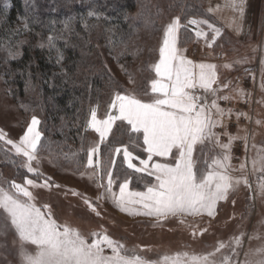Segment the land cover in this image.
I'll return each mask as SVG.
<instances>
[{"label":"rangeland","instance_id":"obj_1","mask_svg":"<svg viewBox=\"0 0 264 264\" xmlns=\"http://www.w3.org/2000/svg\"><path fill=\"white\" fill-rule=\"evenodd\" d=\"M228 3L229 0H136V8L129 14L131 33H126L121 39L109 37L113 31L105 29L99 22L83 23L82 27L91 30L95 33V38L97 37L94 43L97 53L95 50L94 54L86 56L99 62L101 68L107 72L109 82L105 91L100 93L101 96L82 104L79 111L81 117L75 123L71 119L67 120L65 116L56 122L45 111L32 109L26 104L28 100L19 102L13 99L9 87L0 77V129L7 133L8 138L19 141L35 116L40 121L37 130L42 135L38 144V160L33 161V166L44 176L51 177L52 182L61 185L51 191L31 189L37 197L38 207L43 204L51 205L53 218L60 224L67 222L71 227L78 228L88 238L89 243L93 239L89 233L100 230L102 226L107 229L112 239L120 241L128 249L135 248L140 255L150 260H158L164 254L184 251L211 252L218 241L228 245L221 250V254L231 255L234 245L229 244L230 238L245 233L242 247L237 249L242 262L244 253L249 248L255 249L264 243V195L258 187L264 182V171H260L259 162V157L264 155V0H246L245 8L248 10L244 11L242 17L228 7ZM210 8L214 11L209 12ZM176 17H180L182 25H187L190 19L208 20L221 30V35L215 37L213 43L214 33L207 25H200L199 29L195 25H187L178 33L177 47L185 50L184 55L196 63L217 65L218 80L213 85L214 88L231 82L216 95L232 97L229 100L219 99L217 103L221 108L232 109L233 114L223 118L226 127H217L214 131H227L241 137L247 135V147L242 139L233 142L231 167L228 171L233 177H246L251 187L240 185L230 194L227 202H221L218 205V215L211 220V227H208L207 216L186 217L192 225L191 228L172 218L162 222L161 226L154 227L155 218L129 216L119 211L107 198L98 202L101 217H96L89 212L83 200L70 191L75 190L93 201L103 192L102 188L96 187L93 180H89L86 175L83 178L80 175L81 172L91 171L86 168L84 149L92 141L99 139V134L87 127L90 120L89 109L98 106L97 117L104 119L106 112H114L108 106L114 99L115 92L133 93L138 98L149 99L144 92L150 93V81L155 78L151 66L159 60L158 50L162 45L164 28ZM200 29L207 33V37H196L195 31ZM18 48L19 46L12 44L6 51L11 53L10 56H15L19 54ZM194 49L198 52L193 53ZM121 65L133 74L135 83L130 82ZM224 65L231 67L226 68ZM237 89H243L245 95L241 97ZM195 93L206 95L209 104L216 98L202 89L195 90ZM239 112L247 113V117L241 116L237 120L236 113ZM213 118H216L215 114ZM256 121L261 123L257 124ZM126 128V122L122 125V122L116 121L108 141L113 142L116 147L121 146V141L128 145L129 135L135 134L125 132ZM220 139L222 143L228 142L227 136L221 135ZM10 148L9 145L0 151V185L4 187H7L5 182L9 181L22 183L25 175L33 178L32 174L20 166L25 158L16 155L14 150L8 151ZM104 148L105 145L102 144V166H106L108 159ZM203 148L204 156H200L199 146L195 155L209 161L224 151L208 141ZM129 150H132L131 147ZM138 152L139 150L135 151L134 155ZM145 155L141 153L142 158ZM95 159L94 157V162ZM253 160H257L255 171ZM116 162V168H119V156L116 157ZM241 164L245 165L243 170H240ZM198 166L203 167L202 164ZM116 168L113 169L114 176ZM153 179L148 177L139 184L133 179L130 190L145 191L144 183ZM3 222L0 219V224ZM197 224L199 229L208 227V230L203 235L193 237L191 232L197 228ZM254 233L262 239H252ZM18 247L19 240L14 229L7 232L0 230V264H18ZM105 254L110 255L111 250L106 249ZM221 254H217L218 257Z\"/></svg>","mask_w":264,"mask_h":264},{"label":"snow or ice","instance_id":"obj_2","mask_svg":"<svg viewBox=\"0 0 264 264\" xmlns=\"http://www.w3.org/2000/svg\"><path fill=\"white\" fill-rule=\"evenodd\" d=\"M245 4L246 0H229L227 6L242 17ZM212 11L214 10L210 8L209 12ZM187 25H195L198 29L200 25H207L214 33L213 43L215 37L221 35V30L208 20L190 19ZM187 25H182L180 17H176L164 28L162 45L158 50L159 60L151 66L155 73V78L150 81L151 91L144 92L149 97L148 100L138 98L133 93L115 92L114 99L108 106L114 112H106L104 119L97 117L98 106L89 109L90 120L87 127L98 133L99 139L92 141L84 149L86 168L91 171L81 172L80 175L93 180L103 192L93 201L75 190L70 191L79 196L89 212L96 217H101L98 202L107 198L119 211L129 216L155 218L154 227L161 226L162 222L172 218L191 228L186 217L205 216L209 218L208 227H211V220L218 215V205L227 202L230 194L240 185L251 187L246 177H233L228 171L231 167L233 142L242 139L247 147V135L241 137L227 131H214L217 127H226L223 118L233 114L232 109L221 108L217 103L219 99L229 100L232 97L216 95L231 82L214 88L213 85L218 80L217 65L196 63L184 55L185 50L178 49V33ZM195 35L207 37L202 29L195 31ZM48 43L53 46L52 37L48 38ZM61 59L62 55L57 62ZM224 67L229 68L231 65ZM121 68L129 76L130 82L135 83L133 74L123 65ZM197 89L211 93L216 98L209 104L206 95H196ZM237 92L241 97L245 95L243 89H237ZM214 114L216 118H213ZM241 116L247 117V113H236L237 120ZM116 121L122 122V125L126 122L125 132L135 134L129 135L128 145L121 141V146L116 147L113 142L108 141ZM39 123L33 116L19 141L8 138L7 133L0 129V151L10 145L8 151L14 150L16 155L24 157L20 166L33 176L28 178L25 175L22 183L9 181L5 182L7 187L0 185V219L4 221L0 224V230L7 232L14 229L19 240L18 264H264V243L255 249L249 248L244 253L243 261L239 260L237 249L242 247L245 233L230 238L229 244L234 245L231 255L221 254V250L228 245L218 241L211 252H177L164 254L158 260L140 255L135 248L128 249L120 241L112 239L102 226L100 230L89 233L93 238L89 243L78 228L71 227L67 222L58 223L53 218L51 205L43 204L38 207L36 204L37 197L31 189L51 191L61 187L33 166V161L38 160V144L42 135L37 130ZM256 123L260 124L261 121ZM221 135L228 137L227 143L221 142ZM113 140L115 141V137ZM206 141L223 149V153L214 156L211 161L196 156L198 146L200 156L205 155L203 146ZM102 144L105 145L104 152L108 157L106 166H102L100 160ZM130 147L132 150H129ZM137 150L138 154L134 155ZM141 153L146 154L144 158ZM117 156L120 157L119 168H116ZM259 162L260 171H264V155L259 157ZM201 164L203 167L198 166ZM256 164L257 160H253L254 171ZM244 167L241 164L240 170ZM148 177L154 179L144 183L145 191L130 190L133 179L139 184ZM258 187L264 195V182ZM208 227L199 229L197 224L191 234L193 237L203 235ZM251 238L262 239L255 233ZM106 249L111 250L110 255L105 254ZM217 254L221 255L218 257Z\"/></svg>","mask_w":264,"mask_h":264},{"label":"trees","instance_id":"obj_3","mask_svg":"<svg viewBox=\"0 0 264 264\" xmlns=\"http://www.w3.org/2000/svg\"><path fill=\"white\" fill-rule=\"evenodd\" d=\"M135 8L136 0H0V77L12 98L28 100L56 122L65 116L75 123L82 104L101 96L109 82L99 62L86 56L95 53L97 37L82 24L99 22L113 31L109 37L121 39L131 33ZM12 44L18 55L6 51Z\"/></svg>","mask_w":264,"mask_h":264},{"label":"built area","instance_id":"obj_4","mask_svg":"<svg viewBox=\"0 0 264 264\" xmlns=\"http://www.w3.org/2000/svg\"><path fill=\"white\" fill-rule=\"evenodd\" d=\"M197 52H198V50H197V49H194V50H193V53H197Z\"/></svg>","mask_w":264,"mask_h":264},{"label":"crops","instance_id":"obj_5","mask_svg":"<svg viewBox=\"0 0 264 264\" xmlns=\"http://www.w3.org/2000/svg\"><path fill=\"white\" fill-rule=\"evenodd\" d=\"M248 9L247 8H245V11H247Z\"/></svg>","mask_w":264,"mask_h":264}]
</instances>
